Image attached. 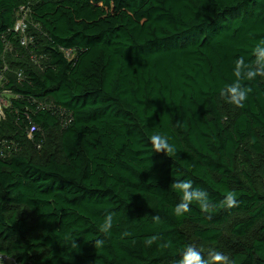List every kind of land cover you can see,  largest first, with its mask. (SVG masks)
<instances>
[{
  "label": "trees",
  "instance_id": "obj_1",
  "mask_svg": "<svg viewBox=\"0 0 264 264\" xmlns=\"http://www.w3.org/2000/svg\"><path fill=\"white\" fill-rule=\"evenodd\" d=\"M22 5L36 43L3 52ZM262 40L264 0H0L9 87L56 106L33 115L39 148L23 136L0 159V264H178L189 246L264 264V77L242 82L243 107L220 95ZM154 134L174 153L154 152ZM181 180L210 212L175 213ZM229 191L236 207L222 204Z\"/></svg>",
  "mask_w": 264,
  "mask_h": 264
},
{
  "label": "built area",
  "instance_id": "obj_2",
  "mask_svg": "<svg viewBox=\"0 0 264 264\" xmlns=\"http://www.w3.org/2000/svg\"><path fill=\"white\" fill-rule=\"evenodd\" d=\"M38 28L39 26L33 24L29 19V8L25 5L20 6L16 11V20L12 28L6 32L8 34L12 33L11 38L8 39V34L1 35L3 40V52L12 50L13 39H15L20 46L25 48L35 45L36 40L33 35V30ZM59 49L67 59L70 60L73 57V51L70 49L62 47ZM29 58L36 64L39 59V54L30 53ZM9 74L10 71L7 64L0 67V159H7L19 152L21 149L19 138L23 136L32 141L36 148H39L41 143L37 142L38 139L36 135L39 131V127L34 122L33 115L40 111H50L54 113L56 108L55 103L46 98H37L30 95L26 96L13 91V89L9 87ZM12 74L16 83H22L26 79L22 70ZM8 115L12 116L15 130L12 133L3 134L4 130L2 131V126L7 121ZM69 122L70 118L69 115H67L62 122V126L67 125ZM3 260H6V257L0 255V261Z\"/></svg>",
  "mask_w": 264,
  "mask_h": 264
},
{
  "label": "clouds",
  "instance_id": "obj_3",
  "mask_svg": "<svg viewBox=\"0 0 264 264\" xmlns=\"http://www.w3.org/2000/svg\"><path fill=\"white\" fill-rule=\"evenodd\" d=\"M253 55L255 61L253 63H246L243 57H240L235 62L234 76L235 81L226 85L220 92L222 97L226 98V101L237 107H243L244 101L248 98V93L251 92L250 87H245L243 81H252L257 76L264 77V40H262L253 49ZM150 143L154 152H163L167 156L174 153L175 149L169 144L168 138L161 134H154L150 137ZM172 187L181 193V202L176 205L175 213L181 215L190 211V205L195 202L199 205L200 209L207 213L213 208V205L209 202L208 193L205 190L194 188L192 181L181 180L172 184ZM222 204L227 208H233L238 205L236 193L229 191L226 193ZM154 220H159V217H153ZM113 226V214L109 213L103 224L100 226V232L108 234ZM128 235V233H125ZM158 238L152 236L148 238L145 243L151 246ZM72 241L73 247H78L75 242ZM103 239H97L94 243V248H99L104 245ZM166 246V245H164ZM178 264H229V259L226 255L216 251L210 252L208 259H205L202 254L195 248L189 246L182 258L178 261Z\"/></svg>",
  "mask_w": 264,
  "mask_h": 264
}]
</instances>
